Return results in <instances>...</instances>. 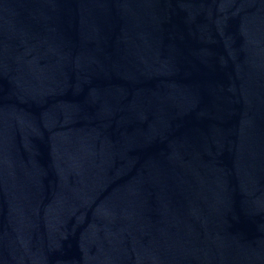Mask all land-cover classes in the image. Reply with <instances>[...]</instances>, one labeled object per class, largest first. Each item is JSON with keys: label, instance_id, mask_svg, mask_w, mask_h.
Returning <instances> with one entry per match:
<instances>
[{"label": "water", "instance_id": "95a60500", "mask_svg": "<svg viewBox=\"0 0 264 264\" xmlns=\"http://www.w3.org/2000/svg\"><path fill=\"white\" fill-rule=\"evenodd\" d=\"M0 264H264V0H0Z\"/></svg>", "mask_w": 264, "mask_h": 264}]
</instances>
